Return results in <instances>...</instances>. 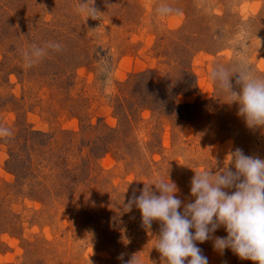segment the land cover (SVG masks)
Instances as JSON below:
<instances>
[{"label":"rangeland","instance_id":"obj_1","mask_svg":"<svg viewBox=\"0 0 264 264\" xmlns=\"http://www.w3.org/2000/svg\"><path fill=\"white\" fill-rule=\"evenodd\" d=\"M241 61L264 76V0H0V264H161L133 192L169 176L183 211L195 173L264 159V129L210 81Z\"/></svg>","mask_w":264,"mask_h":264},{"label":"clouds","instance_id":"obj_2","mask_svg":"<svg viewBox=\"0 0 264 264\" xmlns=\"http://www.w3.org/2000/svg\"><path fill=\"white\" fill-rule=\"evenodd\" d=\"M94 12L95 9L81 8ZM162 13L171 11L168 7ZM46 48L60 50L59 43L49 42ZM44 49L34 48L26 55L27 66L32 58L39 57ZM236 77L239 90L230 82ZM210 81L224 94L227 105L238 106V117L250 129H264V76L255 74L245 61L236 68L217 65ZM230 165L213 174L210 171L195 173L191 180L190 195L194 202L183 203L176 195L179 191L169 176L152 186L144 184L137 196L135 191L124 205L130 211L137 208L142 226L151 229L154 221L160 224L155 249L161 264H209L198 244L213 240V250L223 255L230 250L241 260L264 264V159L246 155L240 148L230 154ZM220 228L226 236L213 234ZM123 260V255L118 257ZM127 264H140L134 255Z\"/></svg>","mask_w":264,"mask_h":264},{"label":"trees","instance_id":"obj_3","mask_svg":"<svg viewBox=\"0 0 264 264\" xmlns=\"http://www.w3.org/2000/svg\"><path fill=\"white\" fill-rule=\"evenodd\" d=\"M142 77H146V76H142ZM149 84H150V86L152 87V89L154 90L155 93H161V91H163L164 89H167L166 88L167 87L166 84L156 83V82L152 81L151 78L149 80ZM168 84H169L168 87H170V89H171L172 88L171 83H168ZM174 87L177 88V90L180 88L179 85H177V86L175 85ZM175 88H173V90H176ZM194 94L195 93H193L191 91V94L188 93L186 96L189 97V96L194 95ZM180 95L181 94L176 95V98H178ZM182 95H185V94H182ZM120 103L123 106V100H120ZM175 107L178 110V113H181L182 112L183 106L178 105V103L176 102ZM184 107L191 108V105L190 104L189 105H185Z\"/></svg>","mask_w":264,"mask_h":264}]
</instances>
